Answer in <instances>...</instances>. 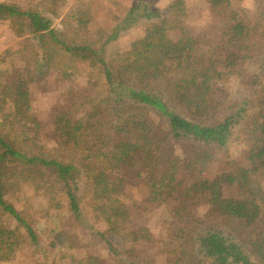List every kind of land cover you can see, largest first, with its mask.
I'll use <instances>...</instances> for the list:
<instances>
[{"label": "trees", "instance_id": "obj_1", "mask_svg": "<svg viewBox=\"0 0 264 264\" xmlns=\"http://www.w3.org/2000/svg\"><path fill=\"white\" fill-rule=\"evenodd\" d=\"M206 1L220 7L235 0ZM262 3L259 0L255 12L233 7L227 30L214 41L195 35L179 17L164 19L146 3L132 7L110 33L93 31L86 9L70 13L66 28L59 30L39 8L0 1V22L21 36L38 39L42 53L36 50L34 55L41 56V67L61 70L64 78L74 74L79 62L90 67V86L77 93L70 89L69 102L52 110L55 145L50 150L38 142L31 79L17 76L0 86V259L14 257L27 238L7 224L5 216L22 224L37 242L23 212L8 201L12 183L17 181L32 182L51 198L62 190L76 219L83 217L86 197L91 198L96 214L107 225L100 238L118 263L155 264L135 245L142 239L152 240L149 229L132 225L122 200L124 180L116 171L128 167L139 171L150 201L174 203L175 217L190 222L213 219L240 232L231 237L216 229L199 232L192 237L198 254L187 253L184 244L191 241V234L182 235V246L172 249L170 264H264V141L259 133L264 127V104L253 106L252 110L260 108L258 114H249L247 107L227 111L225 102L216 97L219 77L238 70L261 50ZM142 17L158 22L128 50L110 56V44ZM177 31L174 38L171 32ZM246 115L253 119L252 146L244 159L231 158L233 127ZM178 146L185 157L177 152ZM220 158L225 159L224 171L210 174L213 162ZM82 182L84 193L80 194ZM229 186L238 189L237 197L225 195ZM203 201L211 206L208 219L193 215L192 206ZM87 264L107 263L90 255Z\"/></svg>", "mask_w": 264, "mask_h": 264}, {"label": "rangeland", "instance_id": "obj_2", "mask_svg": "<svg viewBox=\"0 0 264 264\" xmlns=\"http://www.w3.org/2000/svg\"><path fill=\"white\" fill-rule=\"evenodd\" d=\"M20 3L25 8L35 7L42 10L53 20V26L62 30L67 18L73 11L86 9L90 12V27L93 31L104 29L112 32L128 15L129 10L138 3H146L163 15L164 19L181 18L195 35L208 40H219L229 26L230 12L233 7H246L255 12L259 0H235L231 5L211 7L206 0H0ZM176 6L175 9L168 8ZM264 5V0L262 6ZM168 10V11H167ZM158 22L157 18H140L129 29L121 32L119 39L109 46V55L128 50L137 38L143 36L148 27ZM178 31L171 32L176 38ZM264 36V35H263ZM259 49L252 58L247 59L238 70L219 77L216 97L225 102L227 111H238L247 107L252 110L257 105L264 104V73L261 72L264 49V37ZM35 45L34 46H32ZM42 53L38 39L33 35L21 36L8 23L0 22V86L10 82L17 76L29 77L31 102L33 112L39 123L38 142L45 150L55 145L52 139L54 130L52 110L54 107L69 102V90L75 93L85 91L89 86L90 67L86 62L77 63L70 78H64L61 70L48 69L39 64L40 57L34 51ZM260 76V77H258ZM225 90V92H223ZM11 109V102L7 105ZM264 110V109H263ZM258 112L256 114H258ZM226 113V112H225ZM2 115L0 114V120ZM253 119L246 115L240 124L233 127L229 141L231 158L244 159L245 152L252 146L250 130ZM264 141V127L259 128ZM177 152L185 157L184 149L177 147ZM221 155V154H220ZM225 169V159L215 160L209 170L210 174H220ZM116 174L123 177L122 200L126 203L135 227L146 226L152 240L142 239L135 243L147 256L155 259V264H170L169 258L174 255L173 248L180 249L182 235L191 234V241L184 244L187 253L194 250L192 241L201 231L216 229L226 236H237L231 224H222L213 219L206 222H190L175 217L174 203L171 201L159 203L149 200V188L139 171L134 168L122 167ZM83 182L80 194L84 193ZM225 195L237 197L235 186L226 187ZM82 203L83 217L76 219L69 207V202L62 190H58L51 198L45 190H40L32 182H13L8 193V201L21 210L37 235V242L31 240L26 228L10 216H5L7 224L17 227L25 239L24 244L17 249L14 257L9 260L0 259V264H87L90 255L100 256L107 264H119L109 252L106 243L100 238V231L107 227L106 223L96 214L92 200L89 197ZM261 224L264 227V203L262 205ZM211 206L205 201L192 206L194 217L208 219ZM183 230H182V229ZM25 236V237H24ZM174 250V252L176 251Z\"/></svg>", "mask_w": 264, "mask_h": 264}]
</instances>
